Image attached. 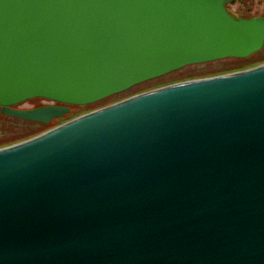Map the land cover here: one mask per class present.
I'll return each instance as SVG.
<instances>
[{
	"label": "water",
	"instance_id": "1",
	"mask_svg": "<svg viewBox=\"0 0 264 264\" xmlns=\"http://www.w3.org/2000/svg\"><path fill=\"white\" fill-rule=\"evenodd\" d=\"M232 0H0V114L48 126L261 50ZM0 264H264V65L146 92L0 150Z\"/></svg>",
	"mask_w": 264,
	"mask_h": 264
},
{
	"label": "rangeland",
	"instance_id": "2",
	"mask_svg": "<svg viewBox=\"0 0 264 264\" xmlns=\"http://www.w3.org/2000/svg\"><path fill=\"white\" fill-rule=\"evenodd\" d=\"M238 6L240 10L247 9L248 7L252 8L254 11L257 12H261L264 10V2L260 0H245V5L241 6V4L239 3ZM249 63L250 61L246 62L243 60L227 59V60H220L207 64L193 65V66H188L180 71L168 74L167 76L153 82L168 83V82L182 81L179 83H184L188 81L202 80L206 78L217 77L218 75H222V74L225 75L226 73L249 70L251 69L250 67H252L248 65ZM188 78H191L192 80H187ZM39 104H41V102L39 101H28L23 103L20 109L21 110L30 109L32 106ZM88 107L89 106L82 108H75L72 112L69 113L68 120H65L63 118L64 120L62 121L61 120L53 121L52 125L53 126L55 125L53 128L62 126L84 115H88L89 114L87 113ZM35 128H36L35 125L27 123L26 121L19 119H12V118L11 119L4 118L0 115V145H3L0 146V150L30 140L31 138H33L32 135L34 134V131L39 130ZM22 139L25 140L20 141Z\"/></svg>",
	"mask_w": 264,
	"mask_h": 264
},
{
	"label": "flooded vegetation",
	"instance_id": "3",
	"mask_svg": "<svg viewBox=\"0 0 264 264\" xmlns=\"http://www.w3.org/2000/svg\"><path fill=\"white\" fill-rule=\"evenodd\" d=\"M264 2V0H260ZM241 4V6L245 5V0H232V2L227 6L228 11L234 15L237 19H243V20H254V19H260L264 21V10L261 12L254 11L252 8L248 7L247 9L240 10L238 4ZM240 6V7H241ZM258 58V59H257ZM246 62L250 63L248 64L251 69L257 68L264 65V43L260 51L257 53L251 55L250 57L246 58ZM41 102L39 105H34L30 108L32 109H38V108H66L65 105H61L55 102H50L46 100H37ZM70 112H72L75 108L69 107Z\"/></svg>",
	"mask_w": 264,
	"mask_h": 264
},
{
	"label": "trees",
	"instance_id": "4",
	"mask_svg": "<svg viewBox=\"0 0 264 264\" xmlns=\"http://www.w3.org/2000/svg\"><path fill=\"white\" fill-rule=\"evenodd\" d=\"M187 80H192V79L188 78ZM179 82H182V81H175V82H168V83H156V82L152 81V82L146 83L144 85H141V86L135 87L133 89H130V90L124 92V93H121V94L115 95L113 97H110V98H108V99H106L104 101H101L99 103H96V104H94L92 106H89L88 110H87V113H90V112H93V111H96V110H99V109L114 105L116 103H119L121 101L127 100V99H129L131 97H134L136 95H139V94H142V93H145V92H149V91H152V90H155V89L167 86V85H172V84H175V83H179ZM64 119L68 120V116L65 117ZM64 119H62V120H64ZM32 125H35V124H32ZM35 126H36L35 129H39V130L34 131V134L32 135V137H36V136H38V135H40V134L52 129L55 125L53 126L51 124L50 126H42V125H35ZM24 140L25 139H22L20 141H24ZM17 142H19V141H17ZM0 146H3V145H0Z\"/></svg>",
	"mask_w": 264,
	"mask_h": 264
},
{
	"label": "bare ground",
	"instance_id": "5",
	"mask_svg": "<svg viewBox=\"0 0 264 264\" xmlns=\"http://www.w3.org/2000/svg\"><path fill=\"white\" fill-rule=\"evenodd\" d=\"M177 84V83H176Z\"/></svg>",
	"mask_w": 264,
	"mask_h": 264
}]
</instances>
